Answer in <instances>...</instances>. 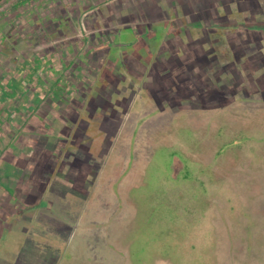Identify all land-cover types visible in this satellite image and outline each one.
<instances>
[{
	"label": "rangeland",
	"instance_id": "rangeland-1",
	"mask_svg": "<svg viewBox=\"0 0 264 264\" xmlns=\"http://www.w3.org/2000/svg\"><path fill=\"white\" fill-rule=\"evenodd\" d=\"M0 264H264V0H2Z\"/></svg>",
	"mask_w": 264,
	"mask_h": 264
},
{
	"label": "crops",
	"instance_id": "crops-1",
	"mask_svg": "<svg viewBox=\"0 0 264 264\" xmlns=\"http://www.w3.org/2000/svg\"><path fill=\"white\" fill-rule=\"evenodd\" d=\"M134 63V62H133ZM142 67H143V64H142ZM132 71V70H131ZM133 72V71H132Z\"/></svg>",
	"mask_w": 264,
	"mask_h": 264
},
{
	"label": "trees",
	"instance_id": "trees-1",
	"mask_svg": "<svg viewBox=\"0 0 264 264\" xmlns=\"http://www.w3.org/2000/svg\"><path fill=\"white\" fill-rule=\"evenodd\" d=\"M2 0H0V2H1Z\"/></svg>",
	"mask_w": 264,
	"mask_h": 264
}]
</instances>
